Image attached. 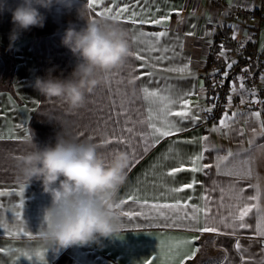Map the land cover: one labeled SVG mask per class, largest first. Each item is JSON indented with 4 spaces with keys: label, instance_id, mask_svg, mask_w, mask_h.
<instances>
[{
    "label": "crops",
    "instance_id": "crops-1",
    "mask_svg": "<svg viewBox=\"0 0 264 264\" xmlns=\"http://www.w3.org/2000/svg\"><path fill=\"white\" fill-rule=\"evenodd\" d=\"M224 2L256 7L260 0ZM5 3L9 10L0 12V46L9 48L13 28L10 9L19 0H5ZM91 4L92 0H67V4L54 5L51 10L41 9L46 16L45 26L24 32L11 48L15 62L13 91L0 88V264H178L181 259L192 260L189 256L193 252L194 257L197 255L198 245L193 238H200L201 234L211 236L207 248L216 246L212 251L207 249L210 260L206 264H264V236L257 231V216L264 212V147H261L264 146L261 128L264 106L258 109L240 105L244 107L235 110L226 106L227 128H222L219 122H206L202 111L208 107V103L205 106L207 91L199 76L214 32L225 26L230 36L240 39L246 36L250 25L224 14L213 0H96L94 6L90 7ZM85 5L83 14L89 18L107 17L125 27L132 53L144 59L130 56L123 68L112 73L107 86L98 87L89 96L85 107L70 110L62 101L49 102L41 96L35 89V81L49 69L59 77H67L73 71L78 59L62 40L67 29L86 28L87 20L82 15ZM125 7L129 11L121 13L120 9ZM133 19L136 24L131 23ZM155 19H165L157 30L144 28L152 23H140ZM263 21L264 17L258 26V47L264 53ZM161 31L167 35L159 38L153 35ZM170 68L188 71L178 73L168 71ZM3 69L0 57V76ZM260 83L264 93V71ZM145 87L158 96L146 99L142 90ZM171 89H175V95L182 96L171 105V110H187L199 119L180 121L178 126L182 131L157 141L150 135L151 124L163 127L165 102L159 97L172 95ZM241 92L246 97L243 89ZM230 94L232 101L236 99L235 104L242 102L237 91ZM184 100L188 102L186 106ZM256 112L260 113L259 118ZM167 119L175 122L180 118ZM213 128L217 131H211ZM205 136L206 141L202 139ZM60 139L96 143L106 159H111L115 151H126L130 164L127 182L120 190L123 212L120 237L100 244L74 246L57 255L39 236L46 227L44 215L51 206V197L43 191L42 181L33 180L31 184L18 181L16 160L29 148L55 147ZM229 151L231 157L227 155ZM201 153L204 159L199 163L210 167L198 172L184 170L175 176L168 174L177 167H192L190 159ZM218 157L227 159L221 162ZM7 163L10 165L6 169ZM241 163L251 168L250 179L223 174L235 171L234 166ZM193 181L197 182L194 188H184ZM229 184H235L244 196L256 195V188L249 185H258V199L243 202L258 205L245 219L250 227L230 229L218 222L220 215L228 216L229 211H236L237 202L227 191ZM173 188L183 190L173 192ZM221 188L225 189L223 201ZM204 195H210L211 201L200 199ZM145 200L149 205L188 202L211 207L208 215H216L217 219H210L209 224L221 231L190 230L194 221L178 219L185 209H165L162 217L156 209L144 206ZM126 212L133 215H124ZM173 222L187 226H164ZM200 222H204L203 214ZM184 240H192V244L175 246ZM237 243L239 249L235 247ZM218 253L220 256L215 257Z\"/></svg>",
    "mask_w": 264,
    "mask_h": 264
},
{
    "label": "clouds",
    "instance_id": "clouds-1",
    "mask_svg": "<svg viewBox=\"0 0 264 264\" xmlns=\"http://www.w3.org/2000/svg\"><path fill=\"white\" fill-rule=\"evenodd\" d=\"M57 4H67V0H19L10 9L9 48L24 32L43 28L46 16L41 9L51 10ZM5 10H9L5 0H0V12ZM85 12L86 5L82 12L86 28H69L62 40L78 59L73 71L59 77L49 69L35 81L41 96L49 102L62 101L70 110L85 107L89 96L107 86L112 73L123 68L132 55L125 27L107 17L89 18ZM99 147L93 142L60 139L55 147L29 148L16 160L18 181H42L43 191L51 197L44 215L46 227L39 236L57 255L74 246L119 238L123 232L120 190L127 182L130 157L118 150L106 159Z\"/></svg>",
    "mask_w": 264,
    "mask_h": 264
},
{
    "label": "snow or ice",
    "instance_id": "snow-or-ice-1",
    "mask_svg": "<svg viewBox=\"0 0 264 264\" xmlns=\"http://www.w3.org/2000/svg\"><path fill=\"white\" fill-rule=\"evenodd\" d=\"M96 3V0H92V4L90 5V7L94 6ZM106 7V5H105ZM111 11V10H109ZM129 9L127 7L125 8H121L120 12H128ZM133 16H135V12L132 13ZM167 19V18H165ZM165 19H155V20H142L140 21V23H152L154 25H158V26H162L165 23ZM132 24H136L137 21L135 19L131 20ZM141 35H143V33H141ZM154 36H156L157 38L159 37H165L167 35L166 32H157L153 34ZM223 47V46H221ZM221 55H224L223 52H221ZM131 56H137V54L132 53ZM138 59L143 60L144 57L143 56H137ZM228 67H231V64L228 65ZM168 71H175L178 73H185L188 71V69L186 68H170L168 69ZM149 75H151V73H149ZM227 74L225 73V76ZM240 80H242V78H238ZM241 88H243V83H241L240 85ZM144 92V96L146 99L149 98H154L158 96V93L155 91H149L148 88H143L142 89ZM163 91V90H162ZM232 91H235V88L233 86ZM170 93H172V95H168V96H160L159 99L163 100L165 102V110H164V125L163 127H158L155 123L151 124V129L152 132L150 133V135L155 136L157 138V141L160 138H164V137H169L171 135L177 134L180 131H182V129L178 126L180 121L188 119V120H198L199 117H195V116H191L189 114V111L187 110H180V111H172L171 110V105L172 104H176L179 102L180 99H182V96H177L175 95V89H171L169 90ZM229 100L231 99V97L228 98ZM187 100H184L183 102V106L187 105ZM182 106V107H183ZM208 111H211V109H207ZM227 113H224L223 116L224 118H222L219 121V124L221 125L222 128H227L228 127V120H227ZM172 116V117H178L180 118L179 120L173 122L167 119V117ZM256 118L260 117V113L256 112L255 113ZM151 118V117H150ZM261 128L264 129V123L261 124ZM128 131L130 132L131 129H128ZM211 131H217L216 128L211 129ZM253 131L255 132V129H253ZM202 139H204L205 141L208 139V137H203ZM251 143V142H250ZM264 147V146H261ZM229 157H231L233 154L229 151L227 154ZM237 156H239V153L236 154ZM204 159L203 154H197L196 156L192 157L190 159V163L192 165V167L185 169L183 167H177L175 169L172 170V172L168 173L169 175L175 176L176 173L184 171V170H189L192 172H198V171H202L204 168L206 167H210L211 165H203L200 164L199 162L202 161ZM218 159L221 160V162L225 159H227V157H218ZM246 163V162H244ZM244 163H241L240 165H236L234 166L236 168L235 171H230V172H225L223 174L225 175H229V176H238L240 179H250L252 177V170L250 167L245 168ZM197 182L193 181L192 183H189L187 185H184V188H194L195 184ZM250 188H256L257 190V194L256 195H248V196H244L241 190H238L235 186V184H229L227 191L231 193L232 198L237 202L235 205L236 211L232 212L229 211L228 216H224V215H220L219 217V223L223 224L224 227L226 228H230V229H236V228H245V227H250V225L245 223V219L246 217H249V215L251 213H253V209L257 208L258 205H251L249 206L246 203H243L244 201H255L258 199V194H259V188L258 185H249ZM183 189L181 188H173L171 189V191L173 192H180ZM216 189H213V191H215ZM221 192V201H223V193L225 191V189H219ZM23 194V187H21V195ZM186 199H190V198H186ZM200 199L205 200L206 202L211 201V196L210 195H204L201 196ZM127 203V201H125ZM139 202V201H137ZM143 205L144 206H148L151 207L153 209H156L159 212L160 216H165V213L163 210L165 209H169V210H180V209H185L186 211L184 212L183 215L178 216V219L181 221H194L195 223L192 225L190 230L199 232V233H206V232H212V233H219L221 231L220 228L218 227H214V226H210L209 224V220L211 219L212 221H215L217 219L216 215H213L211 217H209V213L212 212L211 207H201L200 205H190V203L185 202V203H153L151 205H149V202L147 200L143 201ZM221 207H223V204L220 205ZM190 209V210H189ZM142 213H138L137 215H141ZM203 214L204 215V222L203 224H201L200 222V215ZM19 215V213H18ZM124 215H128L131 216L133 215V213H124ZM229 217H231V220H229ZM167 219V217H166ZM258 224H257V231L259 232V234L261 236H264V212H261L258 216ZM165 227H181V226H187V225H181V224H177V223H166L164 225ZM193 239H199V237H195ZM192 244V240H184L181 242H178L175 246L176 247H181V246H187ZM235 247L237 249L240 248L239 243H237L235 245ZM41 255L42 258V253L39 254ZM195 252L192 253L191 256H189V258H194ZM149 264H151V262H149ZM178 264H184L183 259H181Z\"/></svg>",
    "mask_w": 264,
    "mask_h": 264
},
{
    "label": "built area",
    "instance_id": "built-area-1",
    "mask_svg": "<svg viewBox=\"0 0 264 264\" xmlns=\"http://www.w3.org/2000/svg\"><path fill=\"white\" fill-rule=\"evenodd\" d=\"M213 3L217 4L224 14L245 20L250 27L246 36L240 39L220 33L212 36L210 40L209 51L217 54L224 68L220 73L212 75L208 81V87L212 91L208 96L212 100L211 107L218 114L217 118L224 114L229 97L226 83L230 84L231 80H234L239 85L243 83L241 89L250 96V103L261 108L260 102L264 98V93L260 78L264 71V61L261 49L258 47V26L263 18L264 0H260L256 7L229 5L224 0H213ZM221 52L224 55H221ZM229 64L231 67H228ZM222 107L223 109L220 110Z\"/></svg>",
    "mask_w": 264,
    "mask_h": 264
},
{
    "label": "trees",
    "instance_id": "trees-1",
    "mask_svg": "<svg viewBox=\"0 0 264 264\" xmlns=\"http://www.w3.org/2000/svg\"><path fill=\"white\" fill-rule=\"evenodd\" d=\"M263 17H264V8H263ZM144 28L148 29V30H157L160 28V26H158V25H144ZM220 33L221 34L223 33L225 35L226 34L229 35V28H226L225 26H223L222 30H217L216 32H214V35L216 36ZM263 55H264V53L261 50V56H263ZM0 57L2 58L3 63H4V69H3L2 74L0 76V88L6 89V90L12 92L13 88H12L11 82H12V75H13L14 68H15L13 52L9 48H5V47L0 46ZM223 69H224L223 68V62L221 61V59L219 57H217L216 53L210 52L208 49L205 61L199 69V76L202 79V82H203V85L205 86V88L207 86L208 81L210 80V77L212 75L220 73ZM206 91H207V99L206 100H208L210 90H208L206 88ZM250 105L253 106L252 104H250ZM263 106H264V103H263ZM258 109H261V108H258ZM204 118H205L206 122L212 121L211 115L209 112H207V114H204ZM210 238H211L210 235L201 234L200 238L196 239V245H198V252H200V254H197L198 256L196 255L197 256L196 264H201V262H203V260L209 259L208 253L204 252V251L207 248V241ZM219 256H220V254L218 253L215 257H219ZM184 264H192L191 259H187L186 261H184Z\"/></svg>",
    "mask_w": 264,
    "mask_h": 264
},
{
    "label": "rangeland",
    "instance_id": "rangeland-1",
    "mask_svg": "<svg viewBox=\"0 0 264 264\" xmlns=\"http://www.w3.org/2000/svg\"><path fill=\"white\" fill-rule=\"evenodd\" d=\"M262 24H264V21L262 22ZM260 34V33H259ZM262 36L263 35H261V40H262ZM262 42V41H261ZM227 85H226V89H227V91H228V93H229V97H231V94H230V92L232 91V88H233V86H234V88H235V91H237L238 92V94H239V96L241 95L242 96V102H240L238 105L237 104H235V100L236 99H233V101H232V97H231V99L229 100L228 99V101H227V103H226V105H225V107L226 106H229V107H231V109H237L238 107H244L245 105H250L251 103H250V99L248 98V94H247V92L245 93L246 94V97H245V95L241 92V87H240V85L239 84H234V82H233V84H232V82H230V84H228V83H226ZM206 88L208 89V90H210V88L208 87V83H207V86H206ZM210 92H212L211 90H210ZM233 95V94H232ZM244 95V96H243ZM228 97V98H229ZM248 99H249V103H247L248 102ZM211 98L210 99H208L207 100V102H205V106L207 105V103H208V107H206V109H204L203 111H202V114H203V117H204V114H207V112H209L210 113V115H211V123H217V122H219L223 117V115H220L218 118H217V115L218 114H216L215 112V110L214 109H212V107H211ZM245 102V103H244ZM234 103V104H233ZM261 109L263 108V103H264V98L261 100ZM240 105H244V106H240ZM207 109H211V111H208ZM223 109V107L220 109V110H222ZM207 111V112H206ZM224 111H225V108H224ZM6 160H8V159H6ZM9 165L10 164H6L5 165V168L7 169V167H9ZM215 247L216 246H208V248H206V250L204 251V252H207V249H208V251H212L213 249H215ZM200 251V250H199ZM197 254H200V252H198ZM198 256V255H197ZM197 256H195L191 261H192V264H196V261H197ZM201 264H206V260H203V262H201Z\"/></svg>",
    "mask_w": 264,
    "mask_h": 264
}]
</instances>
